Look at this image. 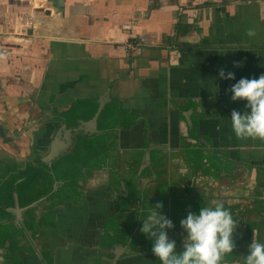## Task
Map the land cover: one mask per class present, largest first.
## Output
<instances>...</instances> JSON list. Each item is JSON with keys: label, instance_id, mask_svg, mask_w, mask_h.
<instances>
[{"label": "crops", "instance_id": "obj_1", "mask_svg": "<svg viewBox=\"0 0 264 264\" xmlns=\"http://www.w3.org/2000/svg\"><path fill=\"white\" fill-rule=\"evenodd\" d=\"M262 74L264 0H0V264H161L102 247L135 224L153 246L158 203L184 240L212 201L237 221L222 264H243L264 243V141L235 136L250 109L229 89Z\"/></svg>", "mask_w": 264, "mask_h": 264}, {"label": "clouds", "instance_id": "obj_2", "mask_svg": "<svg viewBox=\"0 0 264 264\" xmlns=\"http://www.w3.org/2000/svg\"><path fill=\"white\" fill-rule=\"evenodd\" d=\"M248 37L256 35L255 29L247 30ZM220 77L234 80V73L220 70ZM229 91L233 93L232 100L247 101L249 111L233 110L231 113L232 131L238 139L264 141V74L259 78H241ZM163 204H156L150 214L144 219L140 231L153 239L152 252L161 264H222L225 256L232 254L236 248L233 234L237 221L232 212L225 208L223 202L212 201V206H204L199 214L188 212L181 220V227L186 236L183 240V250L177 251L176 241H170L167 229L174 227L173 222L158 209ZM243 264H264V243L253 239L249 245V254L243 257Z\"/></svg>", "mask_w": 264, "mask_h": 264}, {"label": "flooded vegetation", "instance_id": "obj_3", "mask_svg": "<svg viewBox=\"0 0 264 264\" xmlns=\"http://www.w3.org/2000/svg\"><path fill=\"white\" fill-rule=\"evenodd\" d=\"M53 146H54V141L53 142H51L50 143V145H49V153L46 155V157H43L42 158V161L44 160L45 162H49V164L51 165V163H52V161L55 159V152L53 151ZM54 156V157H53ZM45 158V159H44ZM72 183L71 182H60L59 180H57V181H55L52 185H53V189H52V193L54 194L55 192H57L58 191V189H59V185H71ZM47 195H49V194H45V196H47ZM52 195V194H51ZM45 196H43V197H45ZM42 197V196H41ZM40 196L37 198V199H33V201H32V203L31 204H29V207L30 206H33V204H34V202H36L37 200L39 201V200H41L42 198H41ZM37 203V202H36ZM226 209H229V210H231V207L230 206H227V207H225ZM17 215V214H16ZM21 220V219H20ZM22 221V220H21ZM132 224V223H131ZM130 224V225H131ZM174 224V223H173ZM140 225V224H139ZM179 225V223H176V226H178ZM179 227H180V225H179ZM125 228V227H124ZM138 226L135 224V225H133V228H131L132 229V236L130 237V239H128L127 241H124L123 239H118L117 238V241H112V240H109L108 241V243L107 244H105L103 247H102V252L103 253H113V255H114V257L115 258H122V259H128V258H130L133 254H135L134 253V248H135V246L134 245H137L138 246V248L137 249H139V248H141V247H146L145 249H147V248H149V249H151L152 250V248H153V246H151V247H147V246H145L144 244H141V245H138V244H135L136 242V238H135V235H136V233L137 232H135V231H137L138 229ZM135 230V231H134ZM175 230V228L173 227L172 229H170V234L168 235L169 236V239H170V241H172V240H174V241H176V244H177V251L178 252H180V251H182L183 250V239L180 237V238H177V237H174L173 236V234L176 232V231H174ZM173 231V232H172ZM112 235H114L113 234V232H112ZM135 240V241H134ZM143 240H146V239H142V241ZM148 240V239H147ZM135 243H134V242ZM152 241V245L154 244V241L153 240H151ZM141 242V241H140ZM139 242V243H140ZM146 242V241H145ZM138 243V242H137ZM142 243H144V242H142ZM125 246H126V248L128 249V251H130V252H128V251H126L125 252V254L124 253H121L122 251H125ZM140 252V251H139ZM139 252H137L138 254H139Z\"/></svg>", "mask_w": 264, "mask_h": 264}]
</instances>
